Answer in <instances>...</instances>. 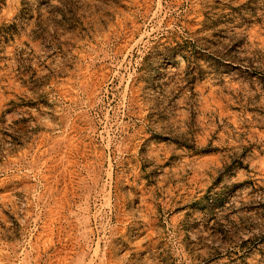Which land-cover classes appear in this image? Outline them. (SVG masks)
<instances>
[{"label": "rangeland", "instance_id": "1", "mask_svg": "<svg viewBox=\"0 0 264 264\" xmlns=\"http://www.w3.org/2000/svg\"><path fill=\"white\" fill-rule=\"evenodd\" d=\"M0 264H264V0H0Z\"/></svg>", "mask_w": 264, "mask_h": 264}]
</instances>
